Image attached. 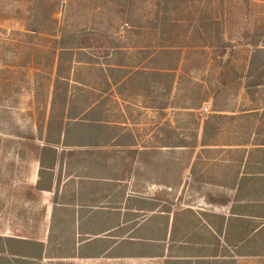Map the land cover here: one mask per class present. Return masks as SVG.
<instances>
[{
  "label": "crops",
  "instance_id": "1",
  "mask_svg": "<svg viewBox=\"0 0 264 264\" xmlns=\"http://www.w3.org/2000/svg\"><path fill=\"white\" fill-rule=\"evenodd\" d=\"M107 66L103 68L107 87L80 82L55 98L51 87L44 89L45 113L32 121L30 134H0V237L34 241L52 250L49 238L61 239V251L53 252L62 254L73 252L71 240L77 253L84 250L81 239L115 238L117 244L122 240L128 244L110 250L121 255L108 258L152 259L159 264H261L264 218L260 212L248 214L243 195L235 198L237 184L225 180L262 177L263 170L225 167L231 161L223 154L227 161L218 168L212 164H218L221 154H197L204 120L197 130L196 152L186 154L184 167L183 154H166L161 132L154 136V146H139L132 109L163 111L168 105L150 107L142 101L143 89L133 92L131 100L130 92L124 97L130 86L122 88L119 83L134 71L119 62L110 65V74H127L112 86ZM263 156L255 154L256 166L263 164ZM168 159L173 160L172 185L166 182ZM257 187L242 184L239 191ZM153 205L158 208L151 211ZM165 206L169 212L163 211ZM72 259L76 258L65 260Z\"/></svg>",
  "mask_w": 264,
  "mask_h": 264
},
{
  "label": "rangeland",
  "instance_id": "2",
  "mask_svg": "<svg viewBox=\"0 0 264 264\" xmlns=\"http://www.w3.org/2000/svg\"><path fill=\"white\" fill-rule=\"evenodd\" d=\"M31 28L36 32L29 31ZM77 31L98 36L93 43L100 45L99 52L108 50L111 56L98 53L92 64L84 55L77 56L81 63L73 60L71 66L79 73V83L70 81L69 87L80 82L107 87L103 68L119 62L130 65V72L144 74L128 78L125 73L107 72L112 86L127 78L118 86H130L123 96L128 98L130 92L131 100L133 92H140L143 86L154 83L165 88L166 78L157 80L149 71L165 72L174 67L168 107L163 111L133 108L130 112L139 146H154V136L187 122L186 110L180 106L198 105L190 110L197 124L212 114L231 116L264 106V76L253 95L245 92L240 78L252 51L247 42L256 40L259 47L264 45V0H0V134L29 135L32 121L44 116L43 90L55 77L56 42L61 34ZM220 44L226 50L222 55ZM227 59L230 64L223 70ZM87 64L90 73L85 75ZM238 123L228 117L220 120V139L231 134L236 138ZM176 131L181 136L188 132ZM184 152L181 167L187 163L189 151ZM259 261L264 264V257ZM159 263L101 257L44 258L40 264Z\"/></svg>",
  "mask_w": 264,
  "mask_h": 264
},
{
  "label": "trees",
  "instance_id": "3",
  "mask_svg": "<svg viewBox=\"0 0 264 264\" xmlns=\"http://www.w3.org/2000/svg\"><path fill=\"white\" fill-rule=\"evenodd\" d=\"M163 8L165 9V4ZM29 31L33 33L36 32V30L32 28ZM97 37L98 36L93 33H84L82 31L60 35L56 42L58 59L54 72L55 77L51 83V86L50 83H47L44 86L45 89H49L50 87L52 88L53 98L57 96V92H65L69 87L70 81H75L78 83L77 79L79 73L77 70L75 72V70L72 69L71 63L73 60H75L76 63H81V60L78 58L79 55H84V57L88 59V63H91L90 61H92V57L100 56L97 55L98 53H103L105 57L111 56V53L107 52L108 50L104 51L102 49V51L99 52L100 45L93 43L96 41ZM247 45L252 47V51L250 52L246 69L244 71L242 69L240 72V78L243 80L242 87L245 92L247 94L253 95L257 87H260L263 84L262 77L264 76V45L259 47L256 40L247 42ZM218 47L222 49V55L225 50V45L220 44ZM83 49H87V53L84 54L82 52ZM230 53L232 52L230 51ZM229 64L230 61L227 59V61L222 64V69L225 70ZM107 65H109L107 66V71L112 73L113 70L110 68V64ZM173 69L174 67L164 69L165 72H161L160 70L149 71L148 75L155 77L157 80L166 78L168 82L166 81L167 83H165V88L161 86H154L156 85L154 83L149 87L143 86V102H147L150 107L158 106L160 108H166L168 105V97L171 93L174 76V74L170 73V71L173 72ZM140 72L142 71L132 72V76L130 78H134L138 75L143 76L144 74ZM231 72L236 71L231 69ZM161 96H165V100H162V98H160ZM197 106L198 105H186L180 106L179 108L191 110L197 109ZM242 112V114L235 116H226L220 114H212L207 116L202 124V133L199 141L200 150L197 152V154H221L217 162L218 164H216V162L212 164L218 168H222V162L227 161V159H223V154L225 158H228L231 161L230 166L225 164V167L234 169L243 165L244 171L248 169L255 170L256 168L257 170H263L264 173V156L262 157L263 164H261L259 167L254 163L255 154H264V106H257ZM185 116L186 119L188 118L185 120L187 122H183L181 124L182 126H180L183 133L188 131L186 134H184V136L180 137L179 133H177L175 129L162 130L165 141L161 144L162 147H166V154H185L184 151H189L188 154H192L193 150L197 147V130L199 128V124L194 122V116L191 111L186 112ZM225 117L239 122L237 125V128L239 127V134L236 138H233L234 136L231 134L230 137L227 136V139L223 141L220 139V120L224 119ZM139 156H141V154H139ZM140 161L141 158L139 157L138 162ZM172 162L173 160H167L168 169L166 170V182L168 185L175 183L174 176L170 175L171 172L169 170V165ZM225 182L237 184L235 198L239 197V195H243V197L247 200L246 208L248 210V214H258L260 212L264 218V189L262 188V186L264 187V176H247L246 178H238V176H233L232 179L229 181L226 179ZM242 184L258 187L256 190L253 189L240 192L239 187ZM260 188L262 189L260 190ZM157 208V205H153L151 207V211H154V209ZM254 208H257V211H255ZM162 209L163 211L169 212L170 207L165 206ZM59 229L61 230L62 228L60 227ZM61 233L62 231L58 232L60 235ZM80 241L83 242L82 247L84 250L80 249V251L78 249L77 253H75L74 240H71L69 243V249H71L73 252L70 254H62L55 253L57 251H61L60 248H58L59 245L63 244L61 239H53L52 237L49 238V245L54 243L52 247L55 252H53L51 248H44V245L38 242L0 237V264H40L41 260L44 258L71 259L109 257L114 254L121 255L120 253H108L110 250H121L128 244L127 240H122V242L117 244V241L119 240H115V238L93 239L89 241L81 239Z\"/></svg>",
  "mask_w": 264,
  "mask_h": 264
}]
</instances>
